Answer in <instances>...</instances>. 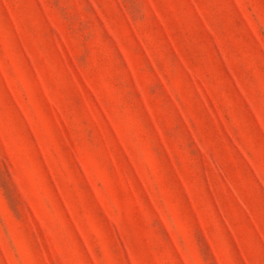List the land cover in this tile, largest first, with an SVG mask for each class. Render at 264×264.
I'll return each mask as SVG.
<instances>
[{
    "label": "rangeland",
    "instance_id": "obj_1",
    "mask_svg": "<svg viewBox=\"0 0 264 264\" xmlns=\"http://www.w3.org/2000/svg\"><path fill=\"white\" fill-rule=\"evenodd\" d=\"M0 264H264V0H0Z\"/></svg>",
    "mask_w": 264,
    "mask_h": 264
}]
</instances>
